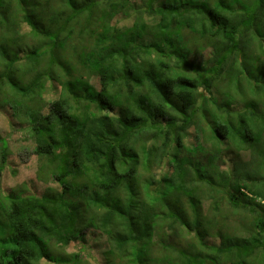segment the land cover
Returning a JSON list of instances; mask_svg holds the SVG:
<instances>
[{"label": "trees", "instance_id": "1", "mask_svg": "<svg viewBox=\"0 0 264 264\" xmlns=\"http://www.w3.org/2000/svg\"><path fill=\"white\" fill-rule=\"evenodd\" d=\"M4 108L0 264H264V0H0Z\"/></svg>", "mask_w": 264, "mask_h": 264}, {"label": "rangeland", "instance_id": "2", "mask_svg": "<svg viewBox=\"0 0 264 264\" xmlns=\"http://www.w3.org/2000/svg\"><path fill=\"white\" fill-rule=\"evenodd\" d=\"M121 16V15H120ZM95 82V81H94ZM11 114L9 108L0 110V136L8 143L7 163H4V171L1 178V189L16 192L31 193L41 195L46 186L55 185L53 181L47 185L37 177V158L33 152L34 139L32 131L28 126L20 124ZM2 146V144H0ZM2 149L0 150V160L2 159ZM29 186L25 189V187ZM58 188V187H57ZM89 236H94L90 234ZM90 237L87 238L89 240ZM103 244V240L99 245ZM94 246L93 256L98 264H103L102 257H99L100 249ZM43 264V263H41Z\"/></svg>", "mask_w": 264, "mask_h": 264}]
</instances>
